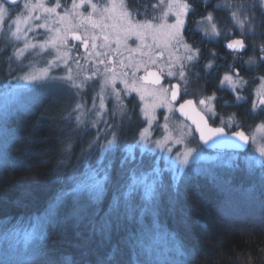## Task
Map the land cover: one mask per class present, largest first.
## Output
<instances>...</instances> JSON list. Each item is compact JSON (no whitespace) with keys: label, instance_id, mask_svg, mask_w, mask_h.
Here are the masks:
<instances>
[{"label":"snow or ice","instance_id":"obj_1","mask_svg":"<svg viewBox=\"0 0 264 264\" xmlns=\"http://www.w3.org/2000/svg\"><path fill=\"white\" fill-rule=\"evenodd\" d=\"M133 38L139 41L135 48L128 44ZM204 44L227 50L231 62L221 63L225 56ZM262 69L264 0H0V72L6 80L0 168L21 163L11 151L20 137L9 127L10 118L50 99L42 117L56 125L61 142L56 179L63 184L42 211L0 219V264H113L120 249L93 260L92 240L109 239L122 222L131 226L125 243L136 264H190L191 253L175 231L163 228L161 218L179 211L186 220L181 201L200 178L225 183L215 166L201 163L209 159L208 149L225 144L248 150L233 153L226 163L251 179L255 191L249 202L259 205L264 218ZM242 72L258 75L246 78ZM133 93L139 103H133ZM248 104L242 114L247 119L218 111ZM157 109L165 111L157 115ZM176 113L184 117L179 128L170 125ZM134 118L140 123L131 142L122 143ZM85 137L77 154L75 144ZM106 194L107 210L97 220L95 207ZM69 204L70 213L62 216ZM89 216L90 232L77 233L75 252L47 247L51 228ZM161 236L164 252L155 243Z\"/></svg>","mask_w":264,"mask_h":264},{"label":"trees","instance_id":"obj_2","mask_svg":"<svg viewBox=\"0 0 264 264\" xmlns=\"http://www.w3.org/2000/svg\"><path fill=\"white\" fill-rule=\"evenodd\" d=\"M41 115L37 110L25 114L22 119L10 118L9 127L20 137L14 141L11 151L21 163L0 168V219H23L46 206L63 186L62 181L56 179V165L61 154L56 125ZM25 137L30 140L26 142ZM234 178L239 181L238 176ZM245 183L255 191L251 180ZM222 194L218 192V185L200 178L189 187L186 198L181 201L180 206L187 213L186 220L181 221L178 211L176 216L162 217V226L175 231L185 244L191 253L190 264H264V218L260 216L259 205L249 211L243 207L245 205L233 207L237 211H231L223 208L225 196ZM107 197L108 194L95 207L99 214L95 216L97 220L107 210ZM70 211L71 205L65 207L61 215H68ZM224 216L244 217L246 222H228ZM91 218L86 217L79 223L69 218L57 224L49 230L47 247L57 252H75L80 242L77 233L89 234ZM129 227L123 222L119 227L114 226L109 239L94 236L92 259L106 257L113 248H119L113 264H136L135 252L125 243ZM35 264L41 262L36 260Z\"/></svg>","mask_w":264,"mask_h":264},{"label":"rangeland","instance_id":"obj_3","mask_svg":"<svg viewBox=\"0 0 264 264\" xmlns=\"http://www.w3.org/2000/svg\"><path fill=\"white\" fill-rule=\"evenodd\" d=\"M33 2H35V0H33ZM214 2H215V0H214ZM221 15H222V13H221ZM192 38H195L196 41L199 40V36L198 35L195 36V37H192ZM138 43H139V41H136L135 38L130 39L128 41V44H129V46L131 48H135ZM205 45H206V48L204 47ZM202 47L205 48L206 50L215 47L216 50L218 52H220L221 55L225 56V58H226V56H229L227 50L223 49L222 47H217L214 44H204V45H202ZM121 52L123 53V57L124 58H127L128 57L129 53L123 48V46L121 47ZM132 56L134 58H139L138 57V53H135V52L132 53ZM40 63H43V62L41 61ZM39 66H40V64L37 65V67H39ZM220 71L222 72V70H220ZM262 71H264V69H262ZM241 74L242 75H246V78H249L251 76L258 75V72H256V73L252 72V73H248V74L241 73ZM4 83H6L4 73L3 72H0V104L3 103V92L5 90L4 87H3ZM13 83H15V81H13ZM215 83L216 82L213 81V82L208 83L206 85V91L208 93H210L214 89ZM117 86L120 87L121 85L118 84ZM196 89H197V85L193 84L192 85V90L195 91ZM217 95L218 96L222 95V96H224L225 99H228V100H231L232 99V97L227 92H218ZM132 96L133 97H136L135 100H133V103H139L138 96H136L135 93H133ZM251 98L252 97L250 95V99ZM129 99H132V97H129ZM50 102H51L50 99L49 100H45L44 101V105L42 107L36 108L32 112H35V111L39 110V112L42 114V112L44 111V109L49 107ZM14 103L15 102L13 101V104ZM68 103H70V101ZM131 107H132V105L129 104V108H131ZM248 107H250V104L244 105L241 108H222V109H218V111L222 115H225V116H227L228 114H230L232 112H237L238 113V118H240V119H247V117L244 116V115H242V114L245 112V109L248 108ZM50 111H51L52 118L59 119V115H60L59 112L55 111V109H50ZM163 111H165V110L164 109H157V115H159V113L160 112H163ZM25 114L28 115L30 113H23V112H21V113L15 114L12 118L19 117V118L22 119V118L25 117ZM41 117H42V115H41ZM42 118H46V117H42ZM46 119H49V118H46ZM134 119H135V121L133 122L132 125L129 126V130L126 132L125 136L122 137V143H124L125 141L131 142V137H132V135L134 133L133 131L135 130L136 125L140 123V121L138 119H136V118H134ZM183 120L184 119H182L177 114H175L171 118L170 125L179 128L180 127V122L183 121ZM186 123L189 124L187 121H186ZM248 123L249 124H252L253 121H251L249 119L248 120ZM60 126L61 127H67V125L64 122H61V125ZM73 139L74 140L76 139L75 134H73ZM87 139H89V137H85V139L83 141H77V143L75 144V148H74V150H75V152L77 154L79 153L81 146H83L84 144H86ZM192 146L195 147L196 145L193 144ZM246 151H248V150H243V151H239V152L244 153ZM235 152H237V151H235V150H219V149H213L212 150V149H208L204 153V155L206 157H208L209 159H207L205 161H202L201 163L203 165L215 166L216 172L218 173V175H220V177L222 178V180L225 181V183H223L222 185H219L218 186V192L219 193H223L222 195L225 196L224 197L225 199L222 200L223 201V204H224L223 208L226 207V208L230 209L231 211H237V209H234L233 207L242 208V205H245L243 207L249 211L250 209L255 208V205H251L250 202H249V196H250V193L254 192V187H250L248 184L245 183V181H249L251 179L243 171H233V170L229 169L228 166H227V163H226V161H228L229 158ZM117 155L119 156V153ZM73 160H75V157H73ZM94 161H95V157H93V162ZM234 176H236V177L238 176L239 181L236 180L234 178ZM251 188H253V190ZM224 190H227L228 192H226ZM56 195L57 194H55L53 196V198ZM108 195H110V194H108ZM70 205L71 204H69L68 206H70ZM256 206L258 207V204ZM44 207L42 209H40V210H37L35 212H32L31 214H35L37 212L42 211L44 209ZM238 210H240V209H238ZM224 217H225V219L228 222H231L232 221V222H235L236 224H239V223L241 224L244 221L246 222V218H244V217L243 218L242 217H236V218H233V219H230V217H228V216H224ZM247 218H249V217H247ZM155 243H156V245H157V247H158V249L160 251H162V252L165 251V248H166V240L163 238V236H161L159 239H157L155 241Z\"/></svg>","mask_w":264,"mask_h":264},{"label":"water","instance_id":"obj_4","mask_svg":"<svg viewBox=\"0 0 264 264\" xmlns=\"http://www.w3.org/2000/svg\"><path fill=\"white\" fill-rule=\"evenodd\" d=\"M179 117H181L180 115H179V113H176ZM182 119H184V117H181ZM193 128L195 127V125H192L191 124V121L189 120V121H187ZM210 149H219V150H235V149H232L231 147H229V146H227L226 144L225 145H223V146H221V147H218V148H210ZM243 150H245V149H241V150H235V151H243Z\"/></svg>","mask_w":264,"mask_h":264},{"label":"flooded vegetation","instance_id":"obj_5","mask_svg":"<svg viewBox=\"0 0 264 264\" xmlns=\"http://www.w3.org/2000/svg\"><path fill=\"white\" fill-rule=\"evenodd\" d=\"M192 39L196 41L195 38H192ZM204 47L206 48V45ZM230 62H231V58L229 56H226V60L225 61H221V63H230ZM221 70L225 71L226 69H221ZM242 73H244V72H242ZM254 73H256V72H254Z\"/></svg>","mask_w":264,"mask_h":264}]
</instances>
